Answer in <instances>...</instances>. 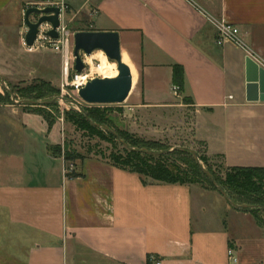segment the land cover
<instances>
[{
  "label": "crops",
  "instance_id": "crops-1",
  "mask_svg": "<svg viewBox=\"0 0 264 264\" xmlns=\"http://www.w3.org/2000/svg\"><path fill=\"white\" fill-rule=\"evenodd\" d=\"M78 1L67 0L73 16L67 21L66 12L65 24L74 33L119 32L139 106H191L209 153L231 168L264 167V101L247 100L246 80L248 57L264 69V0H94V18ZM26 5L0 0V74L13 80L7 71L29 68ZM219 22L236 26L244 46L222 42ZM48 52L30 55L39 69L62 72V55ZM63 142L59 124L50 129L42 115L0 109V214L24 232L11 236L29 246L25 264H149L151 256L161 264H264V226L219 191L145 182L97 156L68 178L64 156L50 150Z\"/></svg>",
  "mask_w": 264,
  "mask_h": 264
},
{
  "label": "rangeland",
  "instance_id": "rangeland-1",
  "mask_svg": "<svg viewBox=\"0 0 264 264\" xmlns=\"http://www.w3.org/2000/svg\"><path fill=\"white\" fill-rule=\"evenodd\" d=\"M26 1L25 10L29 7H39L36 3L40 0ZM82 2V0H79L75 4L78 5ZM72 16L73 13L67 11L65 15L66 20L68 21ZM31 19L37 20L38 15L33 14ZM70 27L72 28V25ZM46 50L50 53L52 49L39 48L27 50L29 55L26 59V65L29 68H17L7 71L15 74V80L2 75L5 78L8 89L2 86L0 74V109L20 108L32 113H35V109L41 110L55 119V124H59L64 136L63 145L67 142L74 153L97 156L103 159H112L114 156H123L126 159L125 146L121 143L120 139L114 137V133L105 127L103 128L102 138L96 136L93 132H84L76 128L75 125L65 119L67 111L75 110L82 112L83 109L98 108L103 113L105 119H107V126L113 129L125 141L132 144V147L144 149L145 147L142 144H146L148 148H154L156 151L183 150L185 148L197 153L201 165L205 169L213 172L220 178L226 177L231 167L225 165L221 154L209 153L205 143L196 137V126L194 125L196 118L195 114L190 111L191 106L186 107V111H175L173 113L169 111H148L146 108L139 106L141 105V97H135L138 89L137 82L134 84L129 97L123 103L88 104L79 95L73 93L71 85L66 84L63 69L62 72L56 73L53 70H44L37 67L38 58L31 55ZM107 59L109 60V58ZM88 60H93V66H99L102 62V56L96 51L89 56ZM14 66L20 67L22 64L14 62ZM91 72L94 76H101L95 71L91 70ZM43 81L50 85H45ZM12 94L15 100L12 99ZM26 97H37L38 104L30 106L26 105L27 103L19 104L17 102L25 101ZM179 99L186 104H190L191 102L187 97ZM189 151L171 156L172 161L183 167H188L187 163L193 158L192 153ZM79 162L80 159L68 160L66 162L67 171L76 170ZM146 178L150 179L149 177ZM198 180L200 182L193 185L211 188L210 177L201 174ZM22 232V230L18 231L17 228L7 225V222L3 221L0 214V264H25L23 260H26L25 253L28 252L29 246L20 245L19 241L14 236H11L12 234L17 236L18 233Z\"/></svg>",
  "mask_w": 264,
  "mask_h": 264
},
{
  "label": "trees",
  "instance_id": "trees-1",
  "mask_svg": "<svg viewBox=\"0 0 264 264\" xmlns=\"http://www.w3.org/2000/svg\"><path fill=\"white\" fill-rule=\"evenodd\" d=\"M44 84L47 86L50 85L47 82H44ZM37 99V97H26V100L29 101H37ZM26 105L34 106L31 102H28ZM34 112L45 118L50 129L54 126L55 119L43 113L41 110L35 109ZM65 119L75 125L76 128L84 132H93L99 137L103 136V128L98 127L97 124L104 126L108 125L107 119H105L103 113L98 108L83 109L82 112L75 110L67 111L65 113ZM90 119L96 124H93ZM114 137L118 139L116 135H114ZM119 137L132 146V144L125 141L120 135ZM122 144L124 145V143ZM142 145L145 147L144 149L152 150L154 153L130 150L124 145L127 153V161L123 156H114L112 159L108 160L117 167L131 172H137L144 177H149L150 179L145 177V182L194 184L200 182L198 177H200L201 174L209 177L194 158L193 152L188 149H175L172 152L158 154L155 152L160 151H156L154 148H148L146 144ZM50 150L54 155L64 156L66 162L71 159L83 160L86 157H90L89 155L74 153L67 142H65L64 145L51 146ZM187 151L191 152L193 155V158L187 163L188 167H183L175 161H172L171 156ZM211 173L234 202L255 206V208H244L241 210L252 213L258 222L264 226V167H232L227 172L225 178H220L213 172ZM66 176L68 178H75L82 175L77 172L76 169L74 171H67ZM210 187L214 190H218L211 179ZM149 264H153L152 256L149 258Z\"/></svg>",
  "mask_w": 264,
  "mask_h": 264
},
{
  "label": "water",
  "instance_id": "water-1",
  "mask_svg": "<svg viewBox=\"0 0 264 264\" xmlns=\"http://www.w3.org/2000/svg\"><path fill=\"white\" fill-rule=\"evenodd\" d=\"M33 14L38 15L37 20H32ZM60 8L56 6H47L44 8L34 6L29 7L25 11L24 22L27 26L25 35V43L28 47H33L36 44L38 35L40 33V26L44 23H49L52 29L46 32V35L52 38H58L59 33L57 28L61 24ZM102 50L110 61L117 62L118 74L115 77H100L96 76L90 80L87 85L79 92L81 99L88 104H115L123 103L127 100L133 89L134 78L131 67L124 61L121 50L120 34L118 31H78L74 34V55L75 70L82 72L86 65L84 63V55L91 56L94 52ZM246 80H247V100L250 102L264 101V69L260 67L259 63L251 57L246 61ZM2 86L8 89L5 78L1 75ZM12 99L15 100L12 94ZM19 104L31 102L38 104L37 101H17ZM87 115V114H86ZM93 124H96L90 119ZM100 128H106L114 133L118 139L130 150L154 153L152 150L138 149L130 146L124 142L119 135L110 127L97 124ZM185 149V148H183ZM160 151L155 153L172 152ZM194 158L201 165L200 158L197 153L192 151ZM203 171L210 177L213 184L228 201V203L236 209L255 208V206L248 204H239L232 200L227 191L217 182L214 175L201 165Z\"/></svg>",
  "mask_w": 264,
  "mask_h": 264
},
{
  "label": "built area",
  "instance_id": "built-area-1",
  "mask_svg": "<svg viewBox=\"0 0 264 264\" xmlns=\"http://www.w3.org/2000/svg\"><path fill=\"white\" fill-rule=\"evenodd\" d=\"M94 0H86V4L91 6L90 16L95 17L98 14V9L93 7ZM39 7L44 8L47 6H56L60 8L61 14V24L57 28L59 33L58 38H52L46 35V32L52 29L51 24L44 23L40 26V33L38 35L36 44L30 49H39V48H51L53 51L60 53L63 58V75L66 84L71 85L73 89V93L79 95V92L82 88H84L87 83L92 80L94 77L91 72V65L88 64L87 58L88 56L84 55V63L86 65L85 69L82 72H78L75 70V60L76 57L74 55V43L73 37L74 32H72L69 27L65 24L63 20V16L69 9V5L67 0H40L36 3ZM220 40L222 42H232L238 46H244L243 42L239 38L240 31L239 29L230 23L219 22L217 24ZM177 90V87H176ZM67 172V169H66ZM230 259L234 262H238V258L236 257L234 251L232 249L229 250ZM154 264H161V261L156 259V257H152Z\"/></svg>",
  "mask_w": 264,
  "mask_h": 264
},
{
  "label": "bare ground",
  "instance_id": "bare-ground-1",
  "mask_svg": "<svg viewBox=\"0 0 264 264\" xmlns=\"http://www.w3.org/2000/svg\"><path fill=\"white\" fill-rule=\"evenodd\" d=\"M99 54L102 56V62L99 66H93V60L89 61L87 58V62L89 65H91V70L97 72L100 74V77H115L118 74V65L117 62L108 60L106 54L104 51L99 50ZM93 66V69H92Z\"/></svg>",
  "mask_w": 264,
  "mask_h": 264
}]
</instances>
